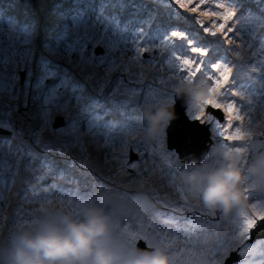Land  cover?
Returning <instances> with one entry per match:
<instances>
[{
    "label": "rangeland",
    "instance_id": "1",
    "mask_svg": "<svg viewBox=\"0 0 264 264\" xmlns=\"http://www.w3.org/2000/svg\"><path fill=\"white\" fill-rule=\"evenodd\" d=\"M102 2H109L107 4L111 7L101 8ZM181 3L186 7H180ZM217 3L218 0H61L50 7V0H0V54L3 51L10 53L13 46L20 48L18 40L22 38L21 29L27 28L35 34L31 45L33 57L21 69H16L19 76V99L11 100L7 94L0 96V113L13 109L11 117L0 116L3 128L11 130L10 134H3L0 141L30 152L34 157L47 160L54 166L42 169L36 176L21 171L11 191L5 193V201L0 203V246L7 243L10 233L32 227L35 221L51 211L59 209L75 213L78 203L88 199H95L101 204L99 195L104 193L108 203L101 206L119 222L125 237L123 230L126 228L138 236L147 237L146 242L152 245L165 247L167 242L173 251L179 249L177 264H217V258L211 253L213 250L219 252L224 246L230 249L227 256L236 249L243 253V259L233 264H264V231L254 238L250 233L243 245L233 242L232 237L239 225L226 219L220 212L207 211L199 199L186 190L179 178L180 167L172 153L174 150L168 148V136L158 141H150L144 136L141 131L144 125L138 118V109L144 104L143 100L136 105L135 113L125 115V110L120 109V114L112 112L109 115L108 119L115 121L121 129L114 144H106L100 135H95L86 126L76 125L79 130L76 134L83 141L86 151L82 152L79 146H65L64 142L71 140L74 133L72 122L83 119L74 107L67 112L53 111L41 135L44 95L53 83L46 81L44 88L39 91L35 89L42 62L48 61L68 69L74 77L73 83L85 86V95L96 96L103 70L85 67L82 71L73 67L55 48L63 26H70L73 17L79 15L91 20L103 14L105 17H113L109 23L114 27L118 25L124 35L133 36L136 29H142L146 42L149 37H159L167 30L177 29L185 32L188 39L194 40L190 47L198 43L208 51L207 56L200 57L197 53H191V56L205 62L231 60L229 66L235 67L225 88H235L239 93L242 85L243 94L220 96L218 100L222 103L235 101L238 107L251 102V118L254 123L249 125V117L244 108H241V114L245 116L242 130H250L252 135L244 141L225 140L216 134L214 124L210 122L214 138L211 147L227 143L233 148L240 146L247 149L241 161V166L246 170L252 160L249 161L250 144L259 135L264 138V114L256 100L258 92L264 90V0H222L221 7ZM197 5H200L199 10L192 11ZM225 9L234 11L236 15L227 21L223 33L217 27L213 29L217 32L216 36H212L205 29L213 23L217 26L225 23L212 13L222 14ZM204 11H208L209 15H201ZM229 28H232L231 32ZM225 34L227 39H223ZM96 35L98 38L99 30ZM116 38L119 39V35ZM183 43L174 39L173 45L148 44L151 51L146 50L137 58H133L131 44L127 48L122 46L121 59L129 73L125 74L121 90L129 88L128 81H131L132 87L151 89V93L144 98L147 101L153 97L166 98L159 91L162 84L158 78L164 76L170 77L171 85L165 81L163 86L174 96V87L181 81L183 73L172 76L168 61L171 59L173 67L179 63L170 53L175 46ZM175 50L181 59L189 58L186 50L179 47H175ZM103 52L102 46L96 47L98 55ZM120 53L110 55L119 56ZM206 67L207 63L201 66L194 81L207 79ZM29 69L32 72L30 80L33 87L25 89ZM13 70L11 64L6 70L0 67V76H10ZM93 71L97 73V78L85 80ZM137 72L142 75H136ZM118 75V72L112 73L111 83L101 81L106 83L105 93L117 86ZM233 79H236L235 85ZM207 80L212 85V80ZM57 114L63 118L56 119L55 125ZM208 114L205 111L201 120L208 121ZM226 121L225 112V120L221 122ZM239 123L233 120V127L228 129L226 135L233 133ZM178 142L184 143L182 132ZM59 148H63V154L57 151ZM260 153H264V139ZM8 158L12 159L10 156ZM245 160L246 166L243 164ZM61 170L63 175H60ZM259 185L257 182L250 184L248 194L253 208L249 210V215L264 212V185ZM22 193H26L27 201ZM48 198H51V203L47 202ZM69 198L72 204L68 203ZM262 223L264 225V220ZM204 234L205 239L202 238ZM188 241H191L192 246L188 245ZM247 247H251L252 251H247Z\"/></svg>",
    "mask_w": 264,
    "mask_h": 264
},
{
    "label": "snow or ice",
    "instance_id": "2",
    "mask_svg": "<svg viewBox=\"0 0 264 264\" xmlns=\"http://www.w3.org/2000/svg\"><path fill=\"white\" fill-rule=\"evenodd\" d=\"M163 2V0H161ZM234 2V0H233ZM218 7L223 6L222 0H218ZM100 7L106 9L111 7L110 4L102 2ZM180 7H186L185 4L181 3ZM200 5L193 8L192 11H198ZM201 15H209L208 11H204ZM212 15H218L219 19L223 20L225 23L217 26L215 23L210 25L205 31L209 32L212 36H216L217 32L213 29L218 27V30L223 33L225 24L228 20L236 15L234 11L225 9V11L220 14L213 12ZM113 17H105L103 14H98L95 18L91 20H86L83 17L77 15L72 18L71 25L65 24L62 28L61 34L57 39L55 51L57 53H62L63 57L73 66L78 67L82 71L85 67L88 68H101L103 70V76L99 78L98 85L99 90L96 96L85 95V86L79 83H73L74 77L70 75L68 69L61 68L58 64H52L51 62L44 61L40 66V76L35 84L36 90H41L45 86L46 81H52V85L48 87L44 95V103L41 111V135L43 130L47 127L48 119L51 117L53 111L56 112H67L70 108H75L83 117L82 120L73 121L72 127L74 128V133L72 139L65 141V146H79L82 152L86 151L83 141L80 139L79 135L76 134V125L86 126L95 135H100L103 142L106 144H114L117 140V133L120 132V128L116 125L115 121L109 120L108 117L112 112L120 114V109H124V114L135 113L136 105L145 100V96L151 93L150 88H136L132 87V82L128 81L130 87L121 90V86L125 82V74L129 73V69L124 64L121 59L123 53H120L121 47L127 48L131 44L133 49V58L141 57L143 53L151 49L148 48V44L155 45L159 43L161 45H173L174 39L184 41L183 44L175 46L180 49L186 50L189 53V58L181 59V56L177 54L175 47L170 53V56L174 58L179 63L172 66L171 59L168 61L169 71L172 76H180L181 81L183 80H194L197 73L200 72L201 66L207 63L206 76L207 79L212 80L211 91L213 93V98L209 100L208 106L213 109L223 110L227 113V121L221 122L216 119L211 113L207 115V120L214 124L216 129V134L225 140L232 141H242L241 140V129L243 127V121L245 116L241 114V108H244L245 113L248 115L249 125L253 124L254 121L251 118V102L248 105L237 106L235 101L222 103L218 100L220 96H236L243 94V86L241 85V91L238 93L235 88H225L229 83V79L232 76V69L235 65L232 64L230 59H222L220 62H213L204 60H198L197 57L191 56V53H197L200 57L207 56L208 51L205 46L196 44L194 47H190L193 43V39H188L187 34L181 30L171 29L164 32L162 36L159 37H149L145 42L144 34L142 29H136L135 35L127 36L123 34L118 25L112 26L109 21ZM99 30V37L97 38L96 31ZM229 32L232 28L228 29ZM20 34L21 39L18 40L20 48L17 49L13 46L12 51H3L0 54V67L5 70L11 64L13 67V72L10 76H0V96L7 94L9 99L18 100L19 99V87H18V72L16 69H21L26 63L33 57L32 43L34 32L28 30L27 28L21 29ZM119 35V39L116 37ZM223 39H227V35L223 36ZM231 43V41H229ZM243 43V42H242ZM102 46L104 52L100 55L96 53V47ZM248 47L247 44L244 45ZM110 53H120L117 55H110ZM237 55L240 53L237 50ZM195 65V67H193ZM113 72H118L117 86L113 87L110 92L105 93L106 83L101 81H106L111 83V76ZM218 73V75H214ZM136 75H142L137 72ZM32 72L31 69L26 73L25 89L33 87L31 85ZM97 73L95 71L90 72L85 80L96 79ZM159 81L162 86L159 91L168 99L173 96L166 91L163 86L165 81L168 85H171L170 77H159ZM238 79V76H237ZM233 85L236 84V79L232 81ZM174 87V86H173ZM221 89H224L222 92ZM94 91H96L94 89ZM134 97L139 99L134 100ZM257 103L261 105V113L264 114V90H260L256 95ZM12 108L8 112L0 113V116L11 117ZM205 115V112H201L198 116L193 117L195 120H201ZM233 120L240 122L235 126L233 133L226 135L228 129L233 127ZM56 131H61V129H56ZM247 137H251L252 132L246 130ZM6 149V151H5ZM237 153L241 152L244 148L240 146L234 147ZM58 152L63 154V148L57 149ZM12 157L10 160L8 157ZM246 166L247 161H243ZM54 166L47 160L39 159L34 157L30 152H25L20 148H13L6 141H0V203L5 201V193L10 192L15 184V179L20 176L21 171L23 173L36 176V174L43 170L51 169ZM247 170V168H246ZM60 175H63L61 170ZM26 183H30L27 182ZM255 187V185H253ZM246 191L249 189L246 188ZM24 199L27 201L26 193H22ZM31 202V201H29ZM48 203H51V198L47 199ZM69 204H72V199L69 198ZM255 208V205H254ZM207 211V208H205ZM115 218V217H114ZM264 220V212L253 213L252 215L247 214L244 217L243 224L238 227L236 234L232 237L233 242L243 245L246 240L249 239L250 233L256 227L258 221ZM119 224V222L117 221ZM127 238H129L133 243L137 240L147 241V237L138 236L135 233L129 232L126 228L123 230ZM189 246L191 241L187 242ZM205 245L207 240L204 241ZM147 244L152 245L150 242ZM165 247L167 248L169 254L172 256L174 264H177L179 260V249L176 251L172 250L170 244L165 242ZM230 249L227 246L222 247L219 252L212 251V255L217 258V264H223V258L226 257ZM247 251L251 252V247H247ZM264 255V253H262Z\"/></svg>",
    "mask_w": 264,
    "mask_h": 264
},
{
    "label": "clouds",
    "instance_id": "3",
    "mask_svg": "<svg viewBox=\"0 0 264 264\" xmlns=\"http://www.w3.org/2000/svg\"><path fill=\"white\" fill-rule=\"evenodd\" d=\"M211 88L207 79H186L175 85L171 99L153 97L141 105L138 118L144 125L141 129L144 136L150 141L166 139L169 126L177 119L176 97L184 100L186 115L195 120L193 117L207 111V102L213 98ZM59 115L55 116L54 124ZM0 124V137L11 133L3 128V123ZM240 135L242 141L247 139L245 130L241 129ZM246 152L244 148L237 153L227 143H219L210 148L200 163H184L179 153L172 152L186 190L205 208L220 212L239 226L253 208L245 187L249 178L264 185V153L256 155L245 170L241 161ZM99 199L101 204L108 203L104 193ZM101 204L95 199L81 200L75 213L59 209L51 211L35 221L32 227L13 231L7 243L0 246V264H174L164 246L149 245L145 241L147 250L138 248V242L133 243L121 233L116 219ZM234 251L241 255L238 261L243 259V253L236 249L225 261Z\"/></svg>",
    "mask_w": 264,
    "mask_h": 264
},
{
    "label": "water",
    "instance_id": "4",
    "mask_svg": "<svg viewBox=\"0 0 264 264\" xmlns=\"http://www.w3.org/2000/svg\"><path fill=\"white\" fill-rule=\"evenodd\" d=\"M59 1L61 0H50V7ZM155 52L157 51L155 50ZM175 100V108H178L180 115L184 116V120L183 122L180 121L179 123H175L177 120L176 119L169 126L167 131L168 147L169 149L174 150L176 153H179V158L184 163H192L193 161L199 162L208 153L213 142L211 124L202 120H190L186 115V105L184 100L179 97H176ZM206 110L209 113L219 116L222 120L225 119V113L223 110L213 109L211 106H209V108ZM58 118H63V116L59 115L56 119ZM55 125H57V123H55ZM180 132H182L184 136L183 144L178 142V138H180ZM188 136H190L191 139ZM263 139V136L259 135L255 137L253 142L250 144L251 152L249 161L261 152ZM263 231L264 225L261 220L252 230L251 235L254 238L257 235L263 234ZM137 246L142 250H147V244L143 240L138 242ZM240 259L241 255L237 251H234L224 264H233L235 261Z\"/></svg>",
    "mask_w": 264,
    "mask_h": 264
},
{
    "label": "bare ground",
    "instance_id": "5",
    "mask_svg": "<svg viewBox=\"0 0 264 264\" xmlns=\"http://www.w3.org/2000/svg\"><path fill=\"white\" fill-rule=\"evenodd\" d=\"M175 112H176V114H177V120L175 121V123H179L180 121L183 122V120H184V116H183V115H180V112H179L178 108H175ZM188 137L191 139L190 136H188ZM17 141H18V140H17ZM251 182H257V181H256L254 178H252V179L246 184V186L248 187L247 189H249ZM257 183H258V182H257ZM259 186H260V185H259ZM257 188L262 189V187H257Z\"/></svg>",
    "mask_w": 264,
    "mask_h": 264
},
{
    "label": "flooded vegetation",
    "instance_id": "6",
    "mask_svg": "<svg viewBox=\"0 0 264 264\" xmlns=\"http://www.w3.org/2000/svg\"><path fill=\"white\" fill-rule=\"evenodd\" d=\"M207 108H209V106L207 107ZM208 113V112H207ZM212 114V113H211ZM213 116H215L217 119H220V117L219 116H217V115H214V114H212ZM206 121V120H205ZM208 122V121H207Z\"/></svg>",
    "mask_w": 264,
    "mask_h": 264
},
{
    "label": "trees",
    "instance_id": "7",
    "mask_svg": "<svg viewBox=\"0 0 264 264\" xmlns=\"http://www.w3.org/2000/svg\"><path fill=\"white\" fill-rule=\"evenodd\" d=\"M99 1H103V0H99ZM109 1V0H108ZM106 3H109V2H106ZM159 224H161V223H159Z\"/></svg>",
    "mask_w": 264,
    "mask_h": 264
}]
</instances>
